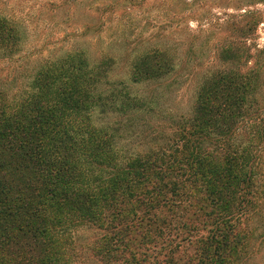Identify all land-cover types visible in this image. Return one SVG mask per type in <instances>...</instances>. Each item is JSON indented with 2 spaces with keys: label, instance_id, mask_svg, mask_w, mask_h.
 <instances>
[{
  "label": "trees",
  "instance_id": "16d2710c",
  "mask_svg": "<svg viewBox=\"0 0 264 264\" xmlns=\"http://www.w3.org/2000/svg\"><path fill=\"white\" fill-rule=\"evenodd\" d=\"M21 41L18 24L0 15V61L11 63ZM82 57L45 64L29 85L0 77V264H76L82 227L107 231L88 262L180 264L176 237L201 224L208 235L190 243L198 264H244L251 244L233 215L254 205L260 165L232 141L259 77L220 72L199 90L193 117L176 124L173 143L122 160L115 133L92 120ZM168 58L150 56L155 77L172 70ZM157 245L169 253L151 261Z\"/></svg>",
  "mask_w": 264,
  "mask_h": 264
},
{
  "label": "rangeland",
  "instance_id": "374dc122",
  "mask_svg": "<svg viewBox=\"0 0 264 264\" xmlns=\"http://www.w3.org/2000/svg\"><path fill=\"white\" fill-rule=\"evenodd\" d=\"M0 11L22 34L13 61H0V77L11 72L18 80L6 82L29 85L45 64L83 56L84 82L92 89V120L115 133L122 160L173 143L176 124L193 117L199 90L220 72L233 78L251 73L259 77L245 96L239 117L243 122L236 119L232 141L257 157L258 194L245 217L233 215V224L239 232L248 231L251 247L243 255L244 264H264L263 0H0ZM156 52L168 54L172 70L155 77L148 59ZM143 74L146 79L141 80ZM137 210L140 214L143 209ZM201 226L176 237L180 264L199 263L190 243L208 235L210 227ZM103 234L107 231L80 228L74 238L76 264H99L87 258L97 248L93 241ZM87 245L91 247L82 250ZM168 251L161 245L151 248V261Z\"/></svg>",
  "mask_w": 264,
  "mask_h": 264
}]
</instances>
